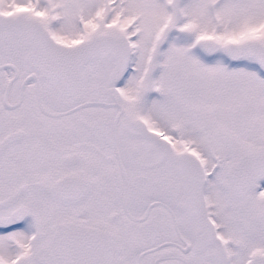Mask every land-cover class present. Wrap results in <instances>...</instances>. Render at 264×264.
<instances>
[{
    "label": "snow or ice",
    "instance_id": "snow-or-ice-1",
    "mask_svg": "<svg viewBox=\"0 0 264 264\" xmlns=\"http://www.w3.org/2000/svg\"><path fill=\"white\" fill-rule=\"evenodd\" d=\"M0 264H264V0H0Z\"/></svg>",
    "mask_w": 264,
    "mask_h": 264
}]
</instances>
